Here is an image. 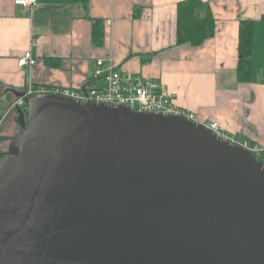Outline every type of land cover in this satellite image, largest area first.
<instances>
[{
	"label": "water",
	"instance_id": "95a60500",
	"mask_svg": "<svg viewBox=\"0 0 264 264\" xmlns=\"http://www.w3.org/2000/svg\"><path fill=\"white\" fill-rule=\"evenodd\" d=\"M19 95L0 264H264L250 151L183 116Z\"/></svg>",
	"mask_w": 264,
	"mask_h": 264
},
{
	"label": "crops",
	"instance_id": "0c3cea01",
	"mask_svg": "<svg viewBox=\"0 0 264 264\" xmlns=\"http://www.w3.org/2000/svg\"><path fill=\"white\" fill-rule=\"evenodd\" d=\"M184 1L39 0L26 10L15 0H0V150L18 127V94L83 89L97 60L156 80L179 108L264 150V0H200L197 17L205 19L209 9L216 28L199 46L178 41V5ZM244 20L254 23L249 82L238 78ZM33 40L37 65L20 68Z\"/></svg>",
	"mask_w": 264,
	"mask_h": 264
},
{
	"label": "built area",
	"instance_id": "2783aa9c",
	"mask_svg": "<svg viewBox=\"0 0 264 264\" xmlns=\"http://www.w3.org/2000/svg\"><path fill=\"white\" fill-rule=\"evenodd\" d=\"M38 1L15 0L14 3L26 10H30L37 6ZM36 46L37 43L33 40L31 48L18 60V66L20 68H33L37 65V59L33 53ZM100 81L104 85L102 87H96L94 84ZM49 94H57L71 98L83 104H103L116 107L125 106L136 112L183 116L187 120L211 130L218 138L247 149L256 158L264 162V150L258 145L250 144L247 141H239L217 122L202 120L193 113L179 108L174 102V96L164 90L156 80L123 72L113 65H106L104 60L96 61V68L92 74L91 83L85 86V88L54 90L50 91ZM25 98L30 99V94L25 93ZM16 106L25 108L24 98L18 99L14 108Z\"/></svg>",
	"mask_w": 264,
	"mask_h": 264
},
{
	"label": "trees",
	"instance_id": "16d2710c",
	"mask_svg": "<svg viewBox=\"0 0 264 264\" xmlns=\"http://www.w3.org/2000/svg\"><path fill=\"white\" fill-rule=\"evenodd\" d=\"M204 4L200 0H187L178 5V41L190 43L193 46L203 44L215 34V19L208 9L205 19H199L196 12ZM95 29V42L100 43L102 34ZM254 23L249 20L241 21L239 30V63L238 78L241 82H249L252 73Z\"/></svg>",
	"mask_w": 264,
	"mask_h": 264
},
{
	"label": "rangeland",
	"instance_id": "374dc122",
	"mask_svg": "<svg viewBox=\"0 0 264 264\" xmlns=\"http://www.w3.org/2000/svg\"><path fill=\"white\" fill-rule=\"evenodd\" d=\"M37 96H38V94H37V93L35 94V92H34L33 94L30 95V99H32V98H36ZM4 100H5V102L10 101V100H8L7 98H5ZM5 105H8V106H9V103H5ZM13 107H14V106H13ZM13 109H14V108H13ZM13 111L15 112L16 110L14 109ZM13 111H12V112H13ZM14 112H13V113H14ZM13 113H12V114H13ZM15 114H16V116H17V113H16V112H15ZM1 115H4V114H1ZM7 121H8V120H7ZM5 123H6V122H5ZM17 126H18V127H17L16 129L13 130V133H10V134H13V136L16 135V134L20 131V127H19V124H18V123H17ZM11 137H12V136H11ZM4 146H5V145H4Z\"/></svg>",
	"mask_w": 264,
	"mask_h": 264
},
{
	"label": "flooded vegetation",
	"instance_id": "af4514ba",
	"mask_svg": "<svg viewBox=\"0 0 264 264\" xmlns=\"http://www.w3.org/2000/svg\"><path fill=\"white\" fill-rule=\"evenodd\" d=\"M6 139L10 140L11 138H6ZM0 144H1V142H0ZM7 151H8V145H7L5 150H3V151L0 150V158L3 157L4 155H6Z\"/></svg>",
	"mask_w": 264,
	"mask_h": 264
}]
</instances>
